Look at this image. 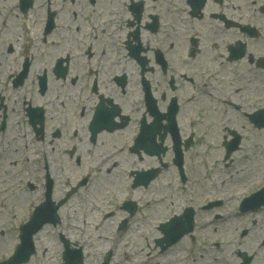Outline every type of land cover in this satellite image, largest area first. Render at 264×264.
Here are the masks:
<instances>
[{
  "label": "flooded vegetation",
  "instance_id": "1",
  "mask_svg": "<svg viewBox=\"0 0 264 264\" xmlns=\"http://www.w3.org/2000/svg\"><path fill=\"white\" fill-rule=\"evenodd\" d=\"M50 1L44 0L39 40V54L49 60L55 74L51 72L42 96L45 173L52 168L53 154L59 160V149L79 163L82 152L74 140L82 135L91 147L88 152L123 139L140 142L135 152L130 145L127 148L138 162L152 148L158 152L163 148L162 156L172 157V138L181 140L193 126V102L208 98L239 110L229 98L239 84L250 89L256 60L264 56L260 53L264 0H77L73 18L78 24L71 27L65 19L59 21L71 10L67 5L61 9L64 0H57L56 6ZM48 13H53L55 22L58 19L51 30L45 27ZM66 31L74 32V37H64ZM54 32L56 41L49 42ZM28 46L20 52L21 46L11 37L0 40V77L8 78L9 89L0 94V130H15L21 137L29 130L26 112L5 98L17 89L16 76L24 70L27 77L32 72L36 57ZM71 90L76 104L69 109L59 97ZM168 167L172 160L164 165ZM249 221L248 226L231 230L234 264H264V218ZM243 253L248 262L243 261Z\"/></svg>",
  "mask_w": 264,
  "mask_h": 264
},
{
  "label": "rangeland",
  "instance_id": "2",
  "mask_svg": "<svg viewBox=\"0 0 264 264\" xmlns=\"http://www.w3.org/2000/svg\"><path fill=\"white\" fill-rule=\"evenodd\" d=\"M8 1L9 0L6 2ZM76 1L77 0L72 4H69V2L66 3L69 10L73 9V4ZM3 4L4 3L0 5ZM67 10L68 8H66V11ZM36 13L37 12L33 11V14ZM40 19L41 13H38L33 18L34 22L29 25L30 31L28 30V32L32 39H29V41L34 45L37 43L40 44L39 40L35 42L39 37L37 34L39 33L40 27L37 26V24H39L38 21ZM60 19H65L67 25L70 27L75 25V23L71 21L70 11L61 14L59 21ZM17 34L18 32L14 34V37ZM73 35L74 32L66 31L64 37L71 39ZM55 37H57V32H54L49 40L53 41ZM39 51L35 53L37 63L42 62ZM262 52H264V50ZM45 59L44 57L43 60ZM262 77H264V73H262ZM253 78L254 84L249 87L250 89H247L246 86H242V84L239 85L243 87L242 90L233 93L234 96L232 101H238L243 108L250 109L251 106H264V79L262 78L260 80L261 77L257 74H255ZM65 94L66 95L62 94L61 100L65 103L67 108H74L76 99L67 96L70 93ZM72 95H74L73 92ZM203 101L204 99L197 102L198 107L203 108L198 111L200 119L196 121L197 124L194 126L197 133L194 144L189 148V152L186 154L188 174L191 175L195 181H201L203 185L214 186V189L215 186L220 187L223 194L229 195L236 191L246 190L245 185L247 180H253L257 183L264 177V129L255 130L251 128V126L246 125V121L244 122V120L240 119L241 123L239 124L236 118H232V123L237 124V126L233 127L238 129L241 127L239 129L243 134L241 149L233 155V161L228 167H223L222 159H219L218 163L212 162L208 164L205 151V149L208 148L207 143L210 142L212 144L215 142L212 145L213 149H216L219 153L220 150L222 152V149H219V130L222 129L223 126L229 127L230 125H228L225 120L223 124L216 122V112H214L215 119H213V113L211 114V112L213 110L218 112L220 106L212 102L211 106L206 107L203 106L206 103L201 104ZM246 111L249 112V110ZM209 115L212 116L211 124H209L208 121ZM235 116V114L230 115V117ZM77 122H81V120ZM215 128L218 129V131L215 130ZM209 131L210 137L208 135ZM31 141H33V143L29 146L30 151L29 149L28 151L31 155L30 160L34 163L35 161H39L43 145L40 144L41 142L39 140L35 141V139H33ZM126 142L128 141L114 139L110 141L112 144L111 146L99 145L97 150L95 149L88 152L91 147L87 145V140L82 135L81 140H74V144H76L82 152L79 163H75L73 159L67 157V155L59 149V153H61L59 160L55 159L54 156L57 155L55 153L51 157V159H54V162L50 159L51 163H49L52 165V168H49V173L50 176L54 178L56 185L53 199L57 200L60 198L63 191L66 190L69 185L73 184L84 175L85 169L88 166H93L100 158L105 157L109 150ZM20 143L21 141L17 142L18 145ZM64 144L67 145L66 139H64ZM219 158H221V155ZM132 159L133 157L125 150L113 157L104 158V164L101 165L97 171L91 173L87 184L81 187L78 190V194H74V196H72V198H70L59 210L60 222L55 226H44L41 232H39L37 236V244L39 246L37 253L27 264H59L60 245L58 243L56 245V235L58 233H62L66 238L71 240L72 243L76 241L74 245L83 246L86 251L83 264H98L101 262L104 253L108 250L111 251L113 255V262H111V264H183L181 261L183 250L181 251V255H178L176 254L177 247L173 249L170 248L162 254L157 252L154 248L152 249V243L160 238H153L155 234L154 229L158 232L159 226L170 219L165 217L170 216L173 212H178L184 199L187 197V193L184 195L186 191L184 192L177 188L175 182L176 172L171 168L162 170L154 186L152 184L151 187H149L148 190L150 191L148 193H146L147 190H145L139 193L138 196H132L131 199L138 203V213L135 215V218L128 219L129 225L127 229L121 231L117 230L118 224L125 217V213L117 209V206L128 193L127 190H123L121 186H123V184L126 186V183H124L125 171L126 168L130 167L126 165L130 163ZM113 163L115 164L114 167L111 166ZM243 163H248V167L242 173L240 170L243 169ZM140 167L141 164L137 163L136 168ZM109 168H111L110 171H107ZM27 181H31L32 184L35 183L38 190L36 188V190L29 192L26 187ZM42 181L43 177L41 170H32L30 173V171L16 168L10 169L9 173H7L5 168H0V257H6L9 251L12 252L14 249L12 244L16 241L15 236L18 231L17 224L22 220L25 221L28 208L36 204V199L41 198L40 190ZM115 187H117V189H113ZM262 188H264V182L252 189L246 190L241 195L235 196L233 201L236 203L241 202L244 198L258 192ZM196 193H198L197 190ZM200 199L201 198H198V200ZM39 201L41 200L39 199ZM147 201H149V204H147ZM31 202L33 203L30 204ZM86 208H88V211ZM224 208L225 210L226 208L227 210L230 209L231 212L234 209V203H226ZM106 212H111V215L103 219L102 215ZM148 220H151L149 225ZM82 221L86 222L87 228H76ZM231 221L232 220H230V222ZM154 222L156 223L153 229L152 225ZM106 237L113 238V241L106 240ZM208 237L209 241L215 238L212 236ZM228 244L229 238L226 237L223 242V248H227L226 245ZM198 247L205 251L204 261L207 264H221L218 261V263H215L210 259H212V257L221 258V251L223 248L215 249L211 246L203 247L200 243H198ZM48 255H53V259L50 260V258H47ZM206 263L201 260V264Z\"/></svg>",
  "mask_w": 264,
  "mask_h": 264
},
{
  "label": "water",
  "instance_id": "3",
  "mask_svg": "<svg viewBox=\"0 0 264 264\" xmlns=\"http://www.w3.org/2000/svg\"><path fill=\"white\" fill-rule=\"evenodd\" d=\"M252 116L255 118H261V116L264 117V110L258 111L254 113ZM256 125L260 127L264 126V122L259 123V124L256 123ZM43 208L44 207L42 204L40 207H38L35 210L34 215L32 216L31 220L22 227L21 244L17 246L16 252L14 253V255L11 256L7 261L1 264H21L28 260L29 256L34 251L32 239H31L32 235L42 226L43 223L50 222V221L54 222L53 217L45 218L41 215V211ZM182 218L186 219L187 225L185 226V224H182L183 228L181 229L182 226L180 227V222ZM190 223H191V217L190 215L189 217H187V212L181 217H175L169 223H166L165 225L162 226V230L164 231L166 235L160 242H166L167 244L172 243V234L176 233L175 230L173 229L176 228L177 231H180L178 233H182L183 231H185V229H187V227L190 226ZM171 229H172V232H168V231H171ZM64 259H65V264H81L82 255L79 251L77 253V257L71 262L68 260L69 258L67 257V255L64 257ZM103 264H107V262L105 261Z\"/></svg>",
  "mask_w": 264,
  "mask_h": 264
},
{
  "label": "bare ground",
  "instance_id": "4",
  "mask_svg": "<svg viewBox=\"0 0 264 264\" xmlns=\"http://www.w3.org/2000/svg\"><path fill=\"white\" fill-rule=\"evenodd\" d=\"M211 150V149H210ZM218 157H219V152L216 150V149H212L211 151H210V155H209V159H208V162L209 163H212V162H219V159H218ZM247 167H248V163H244V165H243V169H241L240 170V172H244L245 171V169H247ZM242 168V167H241ZM248 184L249 185H253L254 184V182H253V180H249L248 181Z\"/></svg>",
  "mask_w": 264,
  "mask_h": 264
}]
</instances>
